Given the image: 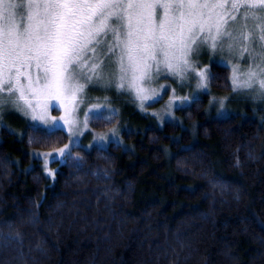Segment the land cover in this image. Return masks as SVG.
<instances>
[{
    "label": "trees",
    "instance_id": "obj_1",
    "mask_svg": "<svg viewBox=\"0 0 264 264\" xmlns=\"http://www.w3.org/2000/svg\"><path fill=\"white\" fill-rule=\"evenodd\" d=\"M210 71L230 92L229 68ZM208 101L128 133L126 148L76 146L54 176L32 151L68 133L16 110L0 140V264H264V100L222 117Z\"/></svg>",
    "mask_w": 264,
    "mask_h": 264
},
{
    "label": "snow or ice",
    "instance_id": "obj_2",
    "mask_svg": "<svg viewBox=\"0 0 264 264\" xmlns=\"http://www.w3.org/2000/svg\"><path fill=\"white\" fill-rule=\"evenodd\" d=\"M225 44L229 52L239 47L240 58L247 54L264 64V0H0V69L19 74L17 65L34 64L55 94L82 93L88 86L124 90L125 56L141 78H151V60L181 80L191 71L207 87L208 69L197 71L192 57L201 48L223 51ZM117 48L121 54L113 61ZM101 56L89 69L95 79L86 75L89 61ZM104 61L120 65L118 82L114 74H100ZM257 67L259 72L234 69L233 88L264 94V67ZM21 102L31 108L13 76H0V114L8 105L22 110Z\"/></svg>",
    "mask_w": 264,
    "mask_h": 264
},
{
    "label": "rangeland",
    "instance_id": "obj_3",
    "mask_svg": "<svg viewBox=\"0 0 264 264\" xmlns=\"http://www.w3.org/2000/svg\"><path fill=\"white\" fill-rule=\"evenodd\" d=\"M251 23L249 21L250 25ZM256 50L259 51V49ZM120 54V49L117 48L112 60H117ZM134 59L139 63V57L135 54ZM102 60H104L103 56L98 60L89 61L84 69L85 74L95 79V73L89 69L93 62L99 64ZM157 60H162V57L158 55ZM192 61L198 65L197 71L202 68L208 69V79L205 81L207 87H201V78L191 71L181 80L179 75L169 74L162 62L157 64L151 60L146 61L150 65L151 78H141V72L133 70L134 65L130 66L127 56L123 61L125 87L121 91H116L115 88L88 86L82 93L55 94L46 87L47 81L42 78V70H38L34 64L26 68L17 65L19 74L15 69L9 73L7 67H4L0 69V76L7 79L9 75H12L14 83H18L24 90L25 100L31 104V108H26L21 102L22 110L19 111L31 124L46 131L64 129L68 133L69 139L65 144L50 149L37 148L38 150L32 151V156L39 160L44 172L47 175H53L56 171L54 163L63 162L73 153L76 146L92 149L107 147L113 142L126 148L129 140L128 133H136L143 127L147 128L154 124L161 126L168 121L182 124L180 110L187 108L193 100L204 95L209 98L207 109L216 112L217 117H222L236 108L240 110L251 100H259V103L264 100V94H261L259 90L233 88L234 69L238 68L241 72H247L249 69L259 72L260 68L257 65L264 67L259 59L254 60L247 54L240 58L239 47H234L232 52L228 51L227 44L223 51L219 48L215 52L210 48H201L200 54L194 55ZM210 62L226 65L229 68L230 92L220 94L212 90ZM98 71L101 75L114 74V83L118 82L117 78L121 75L120 65L109 64L107 61H104ZM38 76L41 78L37 79ZM79 83L84 84L85 81L80 79ZM61 117L64 119L61 120ZM105 118L113 121V123L111 121V127L107 129L99 127L101 131L94 129L92 120ZM18 120L21 121L16 114V109L11 105L6 106L0 114V140L2 129H11L12 126L20 125L21 122ZM61 149H65V155L60 154Z\"/></svg>",
    "mask_w": 264,
    "mask_h": 264
}]
</instances>
